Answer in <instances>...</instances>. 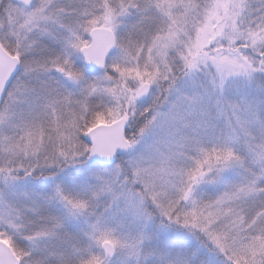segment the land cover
Segmentation results:
<instances>
[{
    "label": "snow or ice",
    "instance_id": "snow-or-ice-1",
    "mask_svg": "<svg viewBox=\"0 0 264 264\" xmlns=\"http://www.w3.org/2000/svg\"><path fill=\"white\" fill-rule=\"evenodd\" d=\"M0 264H264V0H0Z\"/></svg>",
    "mask_w": 264,
    "mask_h": 264
}]
</instances>
